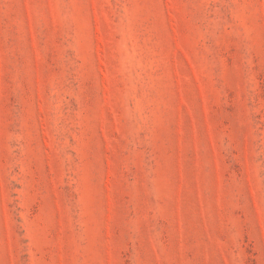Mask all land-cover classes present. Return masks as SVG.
<instances>
[{
  "label": "rangeland",
  "instance_id": "obj_1",
  "mask_svg": "<svg viewBox=\"0 0 264 264\" xmlns=\"http://www.w3.org/2000/svg\"><path fill=\"white\" fill-rule=\"evenodd\" d=\"M0 264H264V0H0Z\"/></svg>",
  "mask_w": 264,
  "mask_h": 264
}]
</instances>
